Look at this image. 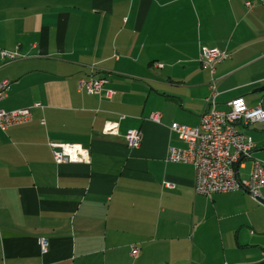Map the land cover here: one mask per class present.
<instances>
[{
	"label": "crops",
	"instance_id": "0c3cea01",
	"mask_svg": "<svg viewBox=\"0 0 264 264\" xmlns=\"http://www.w3.org/2000/svg\"><path fill=\"white\" fill-rule=\"evenodd\" d=\"M246 3L0 0V51L18 54L0 58V110L31 113L0 130V264H264V187L205 197L191 165L166 159L184 147L170 125H198L211 78L217 109L242 98L264 112V0ZM201 47L229 55L212 75ZM89 77L100 94L78 90ZM236 128L264 163V121ZM49 142L81 145L88 163L55 164Z\"/></svg>",
	"mask_w": 264,
	"mask_h": 264
},
{
	"label": "built area",
	"instance_id": "2783aa9c",
	"mask_svg": "<svg viewBox=\"0 0 264 264\" xmlns=\"http://www.w3.org/2000/svg\"><path fill=\"white\" fill-rule=\"evenodd\" d=\"M250 7V3H246ZM229 57L225 51L217 49L200 48L199 63L214 73L216 64ZM0 58L4 61H15L16 52L0 51ZM162 65L158 64L157 68ZM105 80L89 77L80 80L78 90H85L87 94L97 95L102 92ZM8 82L0 83V100L5 96ZM111 91L106 95L110 96ZM217 82L211 79L208 83V95L204 98L205 110L199 123L189 127L172 123L169 127L184 147H169L167 161L171 163L188 164L193 167V189L195 194L210 197L216 193H231L246 191L254 199L259 198V191L264 187V163L252 157L253 142L251 138L240 133L238 124L248 125L264 121V112L260 106L249 108L242 98H236L226 103L225 110L217 109ZM37 106V105H34ZM30 108H21L12 111L0 110V130L5 131L11 126L25 123L30 119ZM148 119L159 123L161 114L153 112ZM103 132L109 135H118V124L106 122ZM128 149H137L141 143V134L138 130H128L123 135ZM52 158L55 164L88 163L89 152L79 144H63L49 142ZM246 160H251V169L248 179L238 178L237 169ZM168 186V184H167ZM41 252H47L48 243L39 239ZM137 250L133 249L131 255L135 257Z\"/></svg>",
	"mask_w": 264,
	"mask_h": 264
},
{
	"label": "rangeland",
	"instance_id": "374dc122",
	"mask_svg": "<svg viewBox=\"0 0 264 264\" xmlns=\"http://www.w3.org/2000/svg\"><path fill=\"white\" fill-rule=\"evenodd\" d=\"M251 4H253L254 5V3H255V0H248ZM256 1H258V0H256ZM202 48V47H201ZM198 58H199V56L197 57V60H198ZM198 62H199V60H198ZM209 72H210V70H209ZM211 75V74H210ZM212 79V78H211ZM210 79V80H211ZM250 96H259V95H254V94H252V95H250ZM203 102H204V110H205V101H204V99H203ZM249 137V136H248ZM250 138V137H249ZM256 159V158H255ZM258 160V159H257ZM247 164H249V162H251V160H246L245 161ZM251 164V163H250ZM248 166V165H247ZM250 167H251V165H250ZM251 169V168H250ZM241 175H243L244 177H245V179H248L247 177H249V172H250V170H249V166H248V168L246 169V170H243V169H241Z\"/></svg>",
	"mask_w": 264,
	"mask_h": 264
},
{
	"label": "water",
	"instance_id": "95a60500",
	"mask_svg": "<svg viewBox=\"0 0 264 264\" xmlns=\"http://www.w3.org/2000/svg\"><path fill=\"white\" fill-rule=\"evenodd\" d=\"M264 92V85L260 86L252 91V93H261ZM259 199V198H258ZM264 263V262H263Z\"/></svg>",
	"mask_w": 264,
	"mask_h": 264
}]
</instances>
